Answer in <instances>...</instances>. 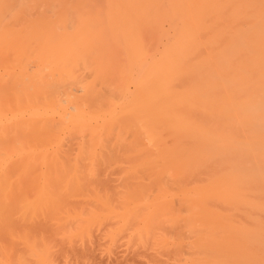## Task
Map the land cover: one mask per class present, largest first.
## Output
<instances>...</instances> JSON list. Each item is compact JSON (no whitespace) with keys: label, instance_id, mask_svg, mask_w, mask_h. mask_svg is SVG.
I'll use <instances>...</instances> for the list:
<instances>
[{"label":"bare ground","instance_id":"obj_1","mask_svg":"<svg viewBox=\"0 0 264 264\" xmlns=\"http://www.w3.org/2000/svg\"><path fill=\"white\" fill-rule=\"evenodd\" d=\"M96 231L264 264V0H0V264Z\"/></svg>","mask_w":264,"mask_h":264},{"label":"rangeland","instance_id":"obj_2","mask_svg":"<svg viewBox=\"0 0 264 264\" xmlns=\"http://www.w3.org/2000/svg\"><path fill=\"white\" fill-rule=\"evenodd\" d=\"M114 176L117 177L115 173L111 174L110 177L108 176L111 180L110 184ZM118 178L119 177H117V179ZM114 183H116L115 177L112 184ZM101 234L102 232L96 231L92 235L91 241L85 240L83 243H77L69 248L68 252L67 249H64L63 251L68 255L66 264H152L155 261L157 262L159 258L156 257L157 260L153 262L157 249H154L153 252V247L150 248L151 251L149 249L151 246L148 245V250L146 246L148 243L141 245L136 238H124L122 233L113 242H108V239L102 237L103 234ZM60 248L59 246V251L62 250ZM61 252L57 254V256L59 255L58 259L56 258V263L58 264L63 263L60 254L62 255L64 252ZM151 254L152 256L155 255L152 257L153 259L151 258Z\"/></svg>","mask_w":264,"mask_h":264}]
</instances>
